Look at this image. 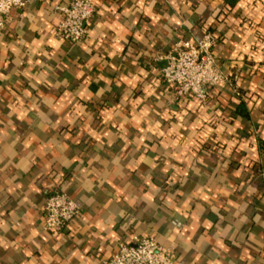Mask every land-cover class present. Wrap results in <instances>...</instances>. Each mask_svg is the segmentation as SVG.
Segmentation results:
<instances>
[{"label":"crops","instance_id":"obj_1","mask_svg":"<svg viewBox=\"0 0 264 264\" xmlns=\"http://www.w3.org/2000/svg\"><path fill=\"white\" fill-rule=\"evenodd\" d=\"M29 0L0 32V264H101L134 236L174 264H264V0H90L80 42ZM215 36L229 82L176 97L182 40ZM62 190L80 214L44 228Z\"/></svg>","mask_w":264,"mask_h":264},{"label":"built area","instance_id":"obj_2","mask_svg":"<svg viewBox=\"0 0 264 264\" xmlns=\"http://www.w3.org/2000/svg\"><path fill=\"white\" fill-rule=\"evenodd\" d=\"M29 0H0V32L8 13L13 8H23ZM61 19L56 35L64 40L80 42L87 35L88 23L95 6L90 0H72L66 5H56ZM216 42L211 32L196 41L182 40L167 54L161 70L162 79L173 89L176 97L195 96L205 99L208 88L225 85L228 77L220 70L213 46ZM44 228L53 234L61 231L80 214L77 202L62 190L47 196L44 205ZM101 264H174L172 251L151 236H134L132 242L121 244Z\"/></svg>","mask_w":264,"mask_h":264}]
</instances>
